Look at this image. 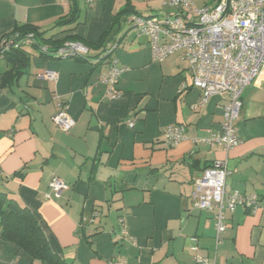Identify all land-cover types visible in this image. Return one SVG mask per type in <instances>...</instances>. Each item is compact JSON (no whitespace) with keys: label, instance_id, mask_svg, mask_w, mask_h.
<instances>
[{"label":"crops","instance_id":"0c3cea01","mask_svg":"<svg viewBox=\"0 0 264 264\" xmlns=\"http://www.w3.org/2000/svg\"><path fill=\"white\" fill-rule=\"evenodd\" d=\"M126 7L160 16L170 9L160 0H0V37L26 23L50 29L75 8L77 22L63 27L73 29L53 39L89 45L78 58L29 47L27 71L5 84L10 65L0 58V190L36 213L50 248L72 264H196L195 255L264 264V69L242 92L240 143L228 152L226 178L229 190L257 195L258 209L226 211L216 242L213 211L199 210L191 194L204 167L223 156L207 140L220 131L226 95L202 102L186 63L177 55L154 60L148 38L124 22L109 57L123 69L119 95L108 97L100 81L110 65L101 53L107 38L95 45ZM47 69L56 82L42 76ZM59 101L75 119L68 132L52 120ZM171 123L184 132L168 147L162 131ZM54 175L69 186L59 197L48 187ZM0 264L40 263L0 240Z\"/></svg>","mask_w":264,"mask_h":264},{"label":"built area","instance_id":"2783aa9c","mask_svg":"<svg viewBox=\"0 0 264 264\" xmlns=\"http://www.w3.org/2000/svg\"><path fill=\"white\" fill-rule=\"evenodd\" d=\"M95 0H86L88 4ZM170 8L164 16L131 13L125 21L128 30L136 36H146L152 58L160 61L169 55L186 63L191 84L201 90L202 102L215 94H225L220 131L207 141L216 143L223 156L206 167L195 181L191 197L199 210L213 211L216 242L226 229L225 212H232L243 205L251 212L258 209V197L245 195L238 190H229L226 178L228 152L240 143L235 122L242 108V92L264 69V0H212L211 3L196 4V0H160ZM26 39L23 43H27ZM18 47L11 37L0 40V52ZM114 49L115 42L108 44ZM46 52V48L42 47ZM85 48L74 41H66L57 50L62 57L74 56ZM122 68L111 63L102 73L100 81L106 95L118 97L116 88ZM42 76L56 82L58 73L47 69ZM68 105L58 102L52 115L53 123L68 132L75 119L67 112ZM184 126L171 123L162 131L168 147L177 145L183 138ZM48 187L54 197L69 188L58 176H52ZM49 197V195H47ZM97 215V213H94ZM93 220V218H91ZM197 250V246L192 247ZM196 264H214L207 257L195 255Z\"/></svg>","mask_w":264,"mask_h":264},{"label":"trees","instance_id":"16d2710c","mask_svg":"<svg viewBox=\"0 0 264 264\" xmlns=\"http://www.w3.org/2000/svg\"><path fill=\"white\" fill-rule=\"evenodd\" d=\"M77 13L78 9L71 8L67 14L58 18L50 29H40L36 25L26 23L15 26L10 32L3 34L0 40L4 37H11L14 42L16 41L19 43L18 47L11 46L8 51L3 53L0 52V58L4 59L10 65V68L3 73V84L27 71L30 57L27 48L29 47L39 48L40 54L45 57H62L56 52L66 41L79 42L84 47L89 46L85 41H81L78 36L69 35L59 40L53 39L57 34L68 29H73V27L66 29L63 27L69 26L74 22L76 23L78 18ZM129 13L138 14L133 11L131 7H126V9L119 12L116 15V24L108 27L95 45V48L102 47L105 38H107L101 53H103L104 59H108L107 63L109 64L112 63L109 57L113 49H111L108 44L115 41V35L126 21ZM26 39L30 40L27 43H23ZM42 47L46 48V52L42 51ZM81 55V53H78L73 57L78 58ZM206 167H204V169ZM0 240L13 242L20 250L26 252L32 260L38 261L40 264H72L60 257L50 248L36 213L30 208L20 205L17 200L8 197L7 194L1 190Z\"/></svg>","mask_w":264,"mask_h":264},{"label":"rangeland","instance_id":"374dc122","mask_svg":"<svg viewBox=\"0 0 264 264\" xmlns=\"http://www.w3.org/2000/svg\"><path fill=\"white\" fill-rule=\"evenodd\" d=\"M207 2H208V0H206ZM198 3L200 4L201 3V1H198ZM197 4V3H196ZM159 14H161V16H164L165 15V10H163L161 13L159 12ZM29 50V49H28ZM30 51V50H29ZM92 59H94V58H92ZM105 217L103 216V217H100V218H98V219H100V221L102 222V224L104 225V226H106L107 224H109V221H108V218L107 219H104Z\"/></svg>","mask_w":264,"mask_h":264}]
</instances>
